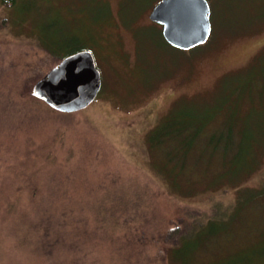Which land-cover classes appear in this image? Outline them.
<instances>
[{"label":"rangeland","instance_id":"rangeland-1","mask_svg":"<svg viewBox=\"0 0 264 264\" xmlns=\"http://www.w3.org/2000/svg\"><path fill=\"white\" fill-rule=\"evenodd\" d=\"M8 1L0 0V264H161L164 250L168 264H264L256 246L264 239V0H208L211 34L187 50L159 37L148 18L156 0ZM106 3L110 13L91 23ZM58 16L94 29L101 88L73 112L21 93L38 57L34 39L53 37ZM187 116L194 147L180 156ZM242 152L244 168L255 169L234 180L224 172L239 168L232 159ZM217 200L225 217L204 220ZM174 201L180 213L167 218ZM176 224L189 236L164 246Z\"/></svg>","mask_w":264,"mask_h":264},{"label":"water","instance_id":"water-1","mask_svg":"<svg viewBox=\"0 0 264 264\" xmlns=\"http://www.w3.org/2000/svg\"><path fill=\"white\" fill-rule=\"evenodd\" d=\"M148 18L161 26L164 40L187 50L207 41L211 32L208 0H158ZM101 88L94 56L81 49L62 57L31 87V94L50 108L73 112L88 106Z\"/></svg>","mask_w":264,"mask_h":264},{"label":"trees","instance_id":"trees-1","mask_svg":"<svg viewBox=\"0 0 264 264\" xmlns=\"http://www.w3.org/2000/svg\"><path fill=\"white\" fill-rule=\"evenodd\" d=\"M157 1L158 0H156L153 3V5ZM3 3H6L7 5H11V3L8 0H3ZM95 12H92L93 14L90 15L91 23L101 20V18L103 16H107L110 13V9L108 7V4L106 3V5L104 6V10L103 11L102 10L98 11L96 14H95ZM129 12L130 13H128V14L132 13L131 11H129ZM123 21H125L124 18H123ZM91 23H89L88 25L85 24V23L82 24V22L79 19L73 18L72 20H69L66 17L65 18H60L58 16V17L55 18L54 22L52 21V25H54L53 28H54V30L56 32L53 37L48 38V33L44 32L45 36H43V37L40 36V38L34 39V41L36 42V46H37V48L39 50L38 51V57L36 59H34V62L31 64V66L29 67V70L26 72V74L30 73L31 76H30V79H27V84H25L22 87L21 93H23V95H27V96L31 97V99L37 100V98H35L34 96H32V94H30V88L32 87V85L34 84L35 81H37L40 77H42L44 75V70H49L62 57H64L67 54L73 53V52L81 50V49H88L90 51H91V49L95 50V45H94L95 44V40H94L93 36L91 35V32H93L94 29L92 28V26H91L92 24ZM50 26H51V24H50ZM158 34H159V37L164 40V38L162 37V34L160 32ZM210 34H211V32H210ZM165 43H166V41H165ZM204 43L199 44L197 46L203 45ZM197 46H195V47H197ZM25 71H26V69H25ZM169 115H171V114L169 113L168 116ZM190 117L191 116H187L186 117L187 119H185V123L186 124H184L183 126H180V146H181L180 147V156H185L194 147V146L191 145L193 138H189L188 137L189 133H188L187 136L184 134L185 130L188 129L187 127L189 125H192L194 123V121H195L194 119L191 120ZM177 132H179L177 129L169 130L167 132V134L171 135L169 137H174L176 135L175 133H177ZM193 134L195 135V132ZM161 135L164 136L165 132H163ZM253 138H254L253 136H249L245 141H247L248 139L249 140H251V139L253 140ZM161 141L163 143L165 140H159V139L155 140L156 143H159ZM253 144H255V142ZM240 145L243 147V152H244V150H247V148H245V144L244 145L240 144ZM261 145H264V142L261 143L260 146ZM222 148L226 149V148H228V145L224 144L222 146ZM239 150H241V148H239ZM243 152H242L241 156L239 154V155H236L235 157H233V159H232L233 163L237 164V166L239 168L237 170H228V171L226 170L224 172V174H226L228 176H234V180L236 179L235 175H237L238 171L240 173L241 172L242 173L243 172L247 173V172H250V171L255 169L254 168V169L251 170L250 166H248L246 169L244 168V165H242V163L245 160L244 159L245 155L243 154ZM246 159H247V162L251 165V160L255 161V150H253L252 148L249 149V153H248ZM230 163L231 162H229V164ZM240 173L238 174V176L240 175ZM238 181L236 183H234V184H237ZM227 185H233V184H226V185H222V186L225 187ZM224 187H220V189L221 190H225ZM182 189H185L186 192L183 191L184 193L190 192L186 188H182ZM242 201H243L242 197L237 196V198L234 201L232 206H234L235 203H237V202L241 203ZM174 205L175 206H173V202H172V204L171 203L169 204L170 208H168V210H171V211L167 212L168 213L167 214L168 215L167 218L169 216L174 215L175 211L180 213V206L178 207L177 203H175V201H174ZM174 207H176V208H174ZM212 210H214V212L212 213L211 217H207L204 220L212 222V220H216L218 218H221V216L225 217L226 211H228V209L224 210L222 208V206L218 203V200L215 201L214 204L212 205ZM152 212H154V211L152 210ZM204 220H202L201 222L192 223L191 226H190V229L192 228V226L194 224L197 227V225L200 224V223H203ZM179 222H183V221L179 220ZM163 224H164V222H163ZM214 227H216V226L214 225ZM171 229L173 231L170 233V235L168 234V237H166L165 240H162V241L166 242V243L163 242L164 246H175V243L178 240H180V237H188L189 236V235H183V234H188V233L191 232V230L188 229L187 230L188 233L187 232L183 233L182 232L183 229L177 224L174 225V227H171ZM205 230H207V233H210L209 236L211 237V235H213L212 233L215 230H217V228H215V230H214L213 227L211 226V227H207ZM256 246H264V239L260 242L259 245H256ZM165 251L166 250H164V252H163L164 260L162 261L161 264H168L167 263L168 261H167L166 257H168L169 255H166ZM257 253L262 255V257H260L261 259H264L263 258L264 257V247L261 248V249H257ZM45 264H67V263L64 262V261H53V262H48V263H45ZM248 264H253V263H251V261H248Z\"/></svg>","mask_w":264,"mask_h":264}]
</instances>
